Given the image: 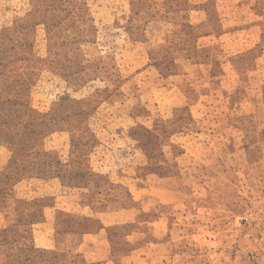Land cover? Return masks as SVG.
<instances>
[{
  "label": "rangeland",
  "instance_id": "374dc122",
  "mask_svg": "<svg viewBox=\"0 0 264 264\" xmlns=\"http://www.w3.org/2000/svg\"><path fill=\"white\" fill-rule=\"evenodd\" d=\"M0 264H264V0H0Z\"/></svg>",
  "mask_w": 264,
  "mask_h": 264
}]
</instances>
